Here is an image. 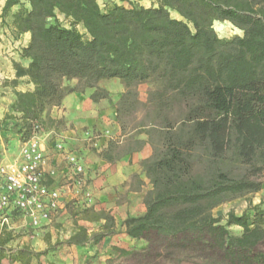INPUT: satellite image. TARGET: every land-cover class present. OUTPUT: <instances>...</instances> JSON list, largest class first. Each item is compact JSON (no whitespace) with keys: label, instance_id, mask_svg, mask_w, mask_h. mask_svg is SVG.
<instances>
[{"label":"trees","instance_id":"trees-1","mask_svg":"<svg viewBox=\"0 0 264 264\" xmlns=\"http://www.w3.org/2000/svg\"><path fill=\"white\" fill-rule=\"evenodd\" d=\"M103 1L105 7L100 0H6L3 23L17 36L31 33L22 49L31 61L15 68L34 89L17 92L13 113L0 118L3 138L14 133L2 127L10 118L21 121L16 133L28 141L42 129L44 114L55 121L48 113L68 94L91 88V99L100 102L110 92L99 82L117 78L124 85L117 101L121 139L111 138L100 156L115 162L152 148L141 161L151 184L146 211L124 221L126 233L147 245L117 250L139 261L189 252L213 264H264V209L231 211L226 224L213 213L264 186V0H155L150 7ZM215 20L231 22L243 35L219 37ZM73 79L74 86L64 85ZM153 79L160 85L144 102L139 86ZM82 212L83 220L103 222L102 230L90 235L80 225L69 244H97L116 232L110 210ZM229 225L242 227V234L233 235ZM15 238L12 230L1 231L0 264H32L46 253L26 246L9 254Z\"/></svg>","mask_w":264,"mask_h":264},{"label":"crops","instance_id":"crops-1","mask_svg":"<svg viewBox=\"0 0 264 264\" xmlns=\"http://www.w3.org/2000/svg\"><path fill=\"white\" fill-rule=\"evenodd\" d=\"M5 2L6 0H0V118H3L6 113L13 112L12 105L16 101L17 92L34 89L30 78L18 77L15 68V63L28 67L31 61L22 56V49L29 44L31 33L25 32L17 36L10 25L3 23L1 14ZM17 9L18 7L15 6L12 13ZM104 80L99 82V86L107 89L103 85ZM114 80L118 79L114 78ZM76 82L77 80L73 79L71 86H74ZM123 88L121 90H124ZM92 92L91 88L86 89L85 92L74 91L65 97L61 106L50 110L49 115L54 119L62 120L64 125L46 129L41 134L50 152L44 171L47 182L57 187H60L62 177L67 175L68 179L72 178L66 159L54 147L56 138H65L69 149L76 152L85 163L87 168L85 178L88 179L85 180L83 190L79 189L73 181L74 187L68 199L76 196L83 202L89 201L87 203L96 209L110 210L115 217L117 230L98 244L103 243L102 246L107 245V248L112 246L129 248L134 245L136 239L126 233L124 221L128 217L139 216L146 211L144 197L151 188V184L141 166V161L152 154V148L147 144L141 151L125 155L115 162L104 160L100 152L108 146L111 138L121 134L117 105L113 104L110 110L108 108L106 110L104 104L108 103L109 99L94 102L91 99ZM93 130L101 131L96 140V149L84 146L85 138L90 136ZM11 139V141L15 140L12 134ZM0 142H4L1 131ZM62 208L63 204L61 210ZM65 212L64 209L62 214ZM75 232L71 230L69 236ZM77 247L84 249L82 251L91 250L89 243ZM5 261L3 260L1 264H5Z\"/></svg>","mask_w":264,"mask_h":264},{"label":"rangeland","instance_id":"rangeland-1","mask_svg":"<svg viewBox=\"0 0 264 264\" xmlns=\"http://www.w3.org/2000/svg\"><path fill=\"white\" fill-rule=\"evenodd\" d=\"M136 5H142L150 7L153 4L156 5L155 0H132ZM110 2H119V0H110ZM100 3L105 7V2L100 0ZM126 6H130L128 2H122ZM174 16H178L175 12L172 13ZM60 19L65 25L69 24V21L65 18L63 14H59ZM81 28V26H78ZM213 27L216 30L217 34L221 38H232L237 35H243V31L237 26L233 25L229 21H220L215 20L213 22ZM73 80H64L65 86H71ZM103 85L107 87L110 95L108 97L109 102L104 104V108L110 110L113 104L117 105V101L120 98L122 92L123 83L118 79H105ZM160 81L153 79L142 83L139 86L140 98L142 101L147 102L148 93L150 90L159 87ZM124 89V88H123ZM112 93V95H111ZM11 113H6L3 117H8ZM143 111L138 112L135 116L137 121L140 120L143 116ZM49 115V113H48ZM51 117V116H50ZM1 118V119H3ZM52 118V117H51ZM54 119V118H52ZM51 121L47 118V114H44V122L41 124L42 129L38 134H42L44 130L52 127H61L64 125L58 119ZM21 121L17 119H9L6 127L5 123L2 125L3 129L14 131V133L8 134V139H4V142H0V161H11L18 154L19 148L23 141L20 139L19 134L16 131L20 128ZM120 126V125H119ZM87 130V128H85ZM11 134L15 136V140L11 141ZM101 134V131H92V134L85 138L86 143L84 146H88L91 149H96V140ZM138 137L145 138L144 134H138ZM115 139H121V134L114 137ZM87 173V170H86ZM66 175V174H65ZM87 175V174H86ZM85 176H76L74 178L68 179V176L62 177L59 183V188H61L64 198L62 200L63 208L60 209L57 214H55L50 221V223L45 224L41 227H33V225L23 217L15 215L11 221L10 226L12 227L13 233L16 235V238L11 241L8 245L7 253H13L18 248L21 247H30L36 252L46 251L39 260L33 259L32 264H213L210 259L206 256L197 255L189 252H173L165 253L163 257L157 260H142L134 254H126L117 250V247L112 246V248H107V245L102 246V244H95L89 242L91 245V250L82 251L76 245H71L68 243L70 238V231H77L80 225H84L88 228L90 235L102 230L103 222H91L81 219L83 217V209L87 207H93L87 202L81 201V199L76 196L69 195L72 193L74 181L75 185L79 186V189L83 190L85 188ZM84 178L81 184L76 182L77 179ZM260 206L264 209V186L261 191L249 194L237 198L233 201L224 203L219 207L213 210L215 216L221 217V222L226 224L228 220L229 212L233 211L237 215H241L245 212L254 214L253 208L255 206ZM66 210L62 214L63 210ZM233 235H241L243 228L238 225H229ZM147 245L146 241L136 240L133 246H130L127 249L130 250H143ZM87 247V246H86ZM5 264H21L19 261L5 259ZM143 261V262H141ZM218 264H225L224 262H219Z\"/></svg>","mask_w":264,"mask_h":264},{"label":"built area","instance_id":"built-area-1","mask_svg":"<svg viewBox=\"0 0 264 264\" xmlns=\"http://www.w3.org/2000/svg\"><path fill=\"white\" fill-rule=\"evenodd\" d=\"M39 132L21 143L11 161H0V233L3 229L12 230L10 224L15 215L33 227H41L61 209L64 195L61 188L47 182L44 167L50 152ZM54 147L66 159L72 178L86 175L85 163L69 149L65 138H56ZM83 180L76 182L81 184Z\"/></svg>","mask_w":264,"mask_h":264}]
</instances>
